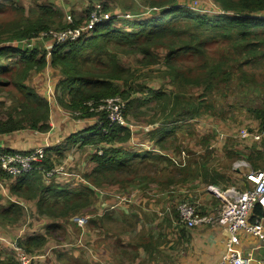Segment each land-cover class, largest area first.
I'll use <instances>...</instances> for the list:
<instances>
[{
  "label": "trees",
  "instance_id": "trees-1",
  "mask_svg": "<svg viewBox=\"0 0 264 264\" xmlns=\"http://www.w3.org/2000/svg\"><path fill=\"white\" fill-rule=\"evenodd\" d=\"M212 1L228 14L207 18L202 13L194 14L183 5H177L176 0L151 1L149 7L160 11L157 17L122 22L112 18L99 23L91 32L82 33L75 41L54 45L50 52L41 47L30 50L24 45L3 46V37L7 36L11 43L37 38L49 31L55 18L64 17L61 10L42 6L40 13L32 18L25 17L23 10L15 8L14 11L21 12V17L0 27V87L12 86L16 90L14 105L0 119V136L22 131L44 134L51 131L50 118L53 113L50 105L34 89L25 85L31 75L47 69H51L58 79L57 105L79 124L97 116L89 112V103L96 106L117 97L127 102L124 117L127 113L136 115L137 107L151 101L154 104L151 112L162 118L160 126H151V132L147 135L153 147L151 152L136 153L123 148L131 139V131L116 124L110 126L106 117L101 115L99 123L86 124L85 128L77 129L79 133L66 131L61 122L57 123V140L52 146L59 141L60 145L44 150L42 160L35 166L40 170L21 174L15 179L0 171V226L18 223L23 216L22 202L34 203L35 211L50 224L53 222L47 226L45 235L15 241L17 247L32 258L30 264H40L35 258L44 254L37 253L45 247L46 239L54 235L52 232L57 228V222H68L94 205L98 198L94 187L103 182L95 178L91 182L92 189H69L54 182L46 184L44 174L55 168L51 160L53 152L56 151L57 157L61 158V149L95 147L100 154L95 153L90 158L96 167L84 177L87 181L94 173L105 180L110 178L117 181V177L124 173L137 176L145 169L158 168H161V172L166 171L165 175L171 172L183 175L187 170V151L178 152L177 157L182 152L186 156L184 164L180 166L162 152L173 147L177 141L175 134L181 129L185 131L180 133L191 134L188 122L202 117L204 113L201 112L202 101L188 102L180 87H195L202 96L204 92L218 90L223 84L231 83L235 95L243 85L236 84L237 80L247 82L251 78H246L247 73L243 70L246 68L252 73L261 67L260 63H264V20L255 17L264 12V0ZM4 9L0 4V12ZM100 10L102 14L109 13L106 6L101 5ZM92 11V7L87 8L85 17L71 24L59 23V30L80 28ZM164 16L166 19L161 20ZM210 47L217 49L208 53ZM124 58H135L136 65L124 67ZM159 62L165 70L163 76L169 80L170 91L150 93L152 89L149 88L144 91L151 94L150 98L130 99L134 94L132 87L142 76L143 69H149ZM244 110L246 115L257 121L259 128L256 133L263 132L264 107L250 106ZM168 141L172 142L171 145L165 146ZM2 152L26 156L33 151ZM183 177L175 180L166 176L165 186L177 185L178 181H183ZM125 178L127 185L133 184V178ZM117 199L121 203L126 202L123 198ZM1 201L10 204L2 206ZM107 215L105 213L102 217ZM251 216L258 219L264 217V213L256 206ZM96 222L90 221V224ZM9 248L15 255L13 249ZM5 257L9 258L7 264H19L16 255L15 258L9 255Z\"/></svg>",
  "mask_w": 264,
  "mask_h": 264
},
{
  "label": "rangeland",
  "instance_id": "rangeland-1",
  "mask_svg": "<svg viewBox=\"0 0 264 264\" xmlns=\"http://www.w3.org/2000/svg\"><path fill=\"white\" fill-rule=\"evenodd\" d=\"M151 1L161 0H0V4L5 8L0 12V27L21 17V12L14 11L15 8L23 10L25 17L30 16L32 18L34 17V14L40 13V9L42 6L54 7L59 11L61 10L64 14V17L62 16L60 19L55 18V23L50 27L49 31L43 33L46 35V37L36 41L32 45V47H30V50L37 48L39 49V47H41L44 51L50 52L51 48L54 46L52 35H57L65 31L59 30L58 24H68L66 20L67 14L70 15L71 18L72 16L76 19L84 18L85 10L87 8H93V11L91 12L92 14L95 11L96 6L102 5L106 6L109 9L111 19L117 18L120 19L119 21L121 22L125 20H147L149 18L157 17L160 13L159 10H153L149 7V3ZM212 2V0H179L178 3V0H176L177 5H192L188 10L193 12L194 14H198L199 11H203L205 12L204 15L207 18L223 17L213 15V13L215 12V8L213 7ZM91 14L87 18L88 22L90 20ZM102 15L103 17L105 16V14ZM165 19L166 16H164L161 20ZM6 37L7 36L3 37V46H13L11 42H8V39ZM19 42L26 43V41L23 40ZM216 49L217 47H210L208 53H213V51ZM135 60V58H124L122 60V64L124 65V67L129 68L132 65H136ZM259 65L263 66L264 63H260ZM164 71L165 70L161 62H159L155 66L150 67L149 69H143L142 76L140 77V79L135 81V84L132 87L134 94L130 99L150 98L151 94L144 91V89H152L150 93H158L160 90L165 92L170 91L171 88L169 87V80L168 78L163 76ZM253 73L254 72L247 74L246 77L250 78ZM57 83L58 79L56 78L55 73L51 69H47L44 72L38 73L36 75H31V77L26 81L25 85L29 88L34 89L44 101H49L50 104L53 105V107H51V111L53 115L57 113L55 117L58 121L61 122V125L64 126L66 131H70L71 133L75 131L76 133H79L80 130L77 129L83 128L86 124L99 123L98 120L99 116L101 115H104L106 117L107 113L105 111H102L99 113H95L97 116L90 118L88 122H82L81 124L76 122L68 115L67 112L62 110L60 107L56 108L58 106L56 105V100L59 97V92H57ZM231 85V83H225L218 90L204 92V97H202L203 95H200V90L198 91L195 87H180L181 93L186 97V99L189 100L188 102L198 103L202 101L203 103L201 112H203L204 115L201 118H197L192 121V123L194 124L193 134L203 135L212 133L213 135H215V140H213V146L215 148L211 153L212 155H220V153H224V150H220V147L221 144L225 142L223 141L225 139L235 140L238 142V144H242L243 141L240 137V132L242 129H245V127H240L241 115H239L232 109L228 113V108H226L227 110L224 113L219 112V110H221L220 105L222 102L225 103L227 101L226 98L230 99L232 97H235V95L232 93L233 90L231 89ZM15 92L16 90L12 86L0 87V119L4 117L7 109L14 105V100L16 97ZM116 99H118L120 101V104L124 106V112L127 102H124L120 97H117ZM100 105H103L105 107L107 104H102L100 102L94 107H98ZM153 105L154 104H152L151 101L149 103H144L143 106L137 107L138 112L136 113V115H134V113H127L125 115L123 127L128 128L131 131V139L126 145L122 146L123 148L129 149L130 151H134L136 153L151 152V148L153 147L148 141L147 135L151 132V126H160L159 124L162 121V118L160 116L156 115L154 112H151V108ZM158 107L161 108L160 106ZM58 109H60V111ZM215 117H218L219 120H216ZM219 121L222 122L219 123ZM225 124L232 125V127H238V136L229 135L231 134L230 130L232 128L230 126L227 127ZM193 134L192 136L188 133L179 134L176 139L177 141L173 144V147H169L168 150H165L162 153L169 155L170 159L173 160L177 165L182 163L184 164V161H182L181 159V155L180 157H177L179 155L178 152L180 150H186V155L189 159L192 157L193 153L196 154L199 146L203 145L202 141H194V138H192ZM31 135L33 137H36L35 134ZM232 136L234 138H232ZM55 142H53V144ZM166 143L167 144H165V146H170L172 142L168 141ZM59 145L60 141L54 147L50 146L49 148H58ZM60 152L62 155L61 158L57 157V153L55 151L52 153L51 160L54 163L55 168L61 169L62 171L61 173L55 175V178H51L48 184L54 182L57 185L67 186L69 189L78 187L80 189H82L83 187L92 189L93 185L91 184V182L94 181L95 178L100 179L103 182L100 186L94 187L97 189L95 190L96 195L100 196L101 199L96 198L94 207L89 208L83 215L74 216L77 219H87V223L83 228H80L73 221V217L69 219L68 222H57L58 226L57 228H54V232H52V234L54 235L49 239V257L67 255L71 257L72 260H76L75 257L78 253L81 256V259L90 262V257L94 256L92 252L91 241L90 239H85V241L82 243L81 238H83V236L87 234V230L91 231V229H95L96 223L91 225L90 221L96 222V219H98L96 218V209L100 208V210H105V213L108 212L107 210H112L110 213H108V215H113L116 219H118V222L114 223V229H127L128 224L124 221V217H126V215L124 214L122 209H130L132 212L131 215L136 216L137 222L140 220L139 218H142V216H145L146 218L159 217L158 215L161 213L159 208L151 211L148 206H146L144 202L141 201V198L145 196L142 193L147 192L148 194L154 196L158 193L159 186H161V192L165 191L167 193H169L172 187H176L175 189H181V183L179 181L177 182V185H173L170 187L165 186L167 183L166 176L173 177L175 180H177L183 175H180L177 172L166 173L165 175L164 173L166 171L161 172V168L145 169L138 173L139 176H133L124 173V175L117 177V181H114L110 178H107L105 180L103 177H101V175L94 173V176L89 179L90 181H87L84 177L90 175L96 167V164L92 162L90 158L99 151H97L95 147H87L82 149L72 147L71 149H61ZM200 154L201 153H197L196 155ZM212 159L215 160V163L218 162L217 156ZM184 160H186V158ZM198 163L202 164V162H198L195 159L187 161V165H197ZM125 177L133 178L134 182L132 183L134 185H127ZM206 188L207 187H205V185L203 186V188H201V186H197L196 190L198 189L197 191H201L202 189L205 190ZM202 193L203 192H198L196 193V195L199 197V195H201ZM177 195L178 194H173V196ZM117 198H123L126 202L121 203ZM179 202L182 201L180 200ZM9 204V202L4 203L1 201L2 206H6ZM107 204L111 207H107ZM189 204L196 205L195 203ZM177 206L174 205L172 207L175 213H177ZM129 212L130 211H128V213ZM35 214L39 218L36 216H31V214L28 215L26 212V217H24V220L19 221L16 225L10 223L3 226L7 227V229H34V227L38 223H33V221L38 222L39 220H41L40 215L37 212ZM45 227L46 226H40L36 229H46ZM107 229L109 228L107 227ZM4 233L6 234V231ZM4 236L5 235L3 234L0 237L3 238ZM11 240L12 241L10 242L14 243L15 236ZM4 245V242H0V252H2L5 256L9 255L15 258L14 253L9 248L10 246ZM38 254H40V252L37 253V255Z\"/></svg>",
  "mask_w": 264,
  "mask_h": 264
},
{
  "label": "crops",
  "instance_id": "crops-1",
  "mask_svg": "<svg viewBox=\"0 0 264 264\" xmlns=\"http://www.w3.org/2000/svg\"><path fill=\"white\" fill-rule=\"evenodd\" d=\"M108 14L110 15V13ZM79 19L72 16V22ZM243 72L251 73L246 68ZM243 81V79L237 80L236 84L243 85L236 92L235 97L226 98L227 101L221 103L219 112L224 113L227 110L226 108H228V113L231 109L237 112L241 115L240 127H245L241 131L250 134L256 132L259 127L257 121L246 115L244 108L250 106L264 107V65L256 68L247 82ZM255 84L259 86H255ZM56 114L51 115V131L47 134L22 131L8 136H0V151L10 150L17 153H29L37 148H49L57 140V136H55L56 124L60 121L55 117ZM215 118L219 120L218 117ZM192 121L188 122L190 135L193 134L194 128ZM221 122L219 121V123ZM226 126L232 128L229 135L238 136V127ZM184 131V129L180 130V132ZM180 132L175 134L176 139L181 134ZM31 134H35L36 137ZM192 138L195 142L202 141L203 145H200L196 152V154H201L196 155L193 153L188 161L195 159L202 162V164H188L186 166L185 170H187L183 174L185 178L183 177L181 182V189L172 187L167 193L165 191L161 192V186H159L158 193L154 196L147 192L142 193L145 196L141 198V201L151 211L159 208L161 211L159 217L146 218L142 216L137 222L136 216L131 215L130 209H122L126 215L124 221L128 224V227L127 229H114V223L118 222V219L113 215L102 217L105 210L98 208L96 209L98 220L95 229L87 230V234L81 238L82 243L85 239L91 241L94 256L90 257V262L81 259L78 253L75 257L76 260H72L67 255L49 257L50 238L46 239L47 243L40 252L44 255L36 256V261L40 264H217L226 254L225 244L229 238L228 234L211 226H200L194 229L185 228L184 225L177 224L178 214L175 213L172 207L177 206L181 200L182 202H179V204L195 203L202 213L212 214L221 207L226 196L232 195L233 192L245 190L249 186L245 178L246 175L250 172L264 170V138L260 143L254 142L251 138L242 139V144H238L235 140L225 139L220 147V150H224V153H220V155L211 154L215 148L213 146L215 135L212 133L193 134ZM232 138L234 137L232 136ZM165 155L169 157V155ZM215 156L218 157L217 163L212 159ZM204 185L207 187L205 190H196L197 186L203 188ZM198 192L203 193L198 197L196 195ZM173 194L178 195L173 196ZM98 198L101 199L100 196ZM21 204L24 205L23 216L19 221L24 220L26 212L28 215L38 217L35 214L34 203L22 202ZM107 207L111 206L107 204ZM107 211L106 213H110L112 210ZM128 211L130 212L128 213ZM254 220L251 216L250 223H253ZM33 223H38L34 229H7V227L0 226V234L3 233L5 235L3 238L6 239L1 238L0 242H4V246H8L14 236L16 241L45 235L46 229L36 228L40 226H46L45 228H47L50 224L43 217L38 222L33 221ZM237 235L238 244L235 247L237 252L240 255L250 257L252 264H264V242L245 234L243 231H240ZM8 261L9 258L0 252V264H7Z\"/></svg>",
  "mask_w": 264,
  "mask_h": 264
},
{
  "label": "built area",
  "instance_id": "built-area-1",
  "mask_svg": "<svg viewBox=\"0 0 264 264\" xmlns=\"http://www.w3.org/2000/svg\"><path fill=\"white\" fill-rule=\"evenodd\" d=\"M212 5L215 8L213 15L224 16L228 14L219 9L218 6H216L213 2ZM191 6L192 5L190 4L184 5V7L187 9H189ZM200 13L204 15L205 12L199 11L198 14ZM255 17L259 20H264V12L256 15ZM110 19L111 17L109 14H105L103 17L100 11V6H96L95 11L90 16L89 22L87 20L80 28L67 29L57 35H52V41H54L53 44L59 45L62 43L75 41L82 35V33L91 32L96 25L101 22H107ZM66 20L68 23H72V18L68 14L66 15ZM45 37V34H41L37 38L23 40L26 41V43L14 41L12 42V47L24 45L30 49V47H32L36 41ZM47 103L50 105V108L53 107L49 101H47ZM101 103H105L107 105L105 107L103 105L94 107L89 103V112L99 113L105 111L107 113L106 119L109 121L110 126L114 124L123 126L124 106L120 104V101L116 98H113L105 100ZM58 107L59 106L56 108ZM68 115L71 116L70 114ZM240 137L242 139L251 138L254 142L260 143L262 138H264V131L261 133L253 132L250 134L246 131H241ZM44 150L45 148L42 147L37 148L26 156L21 154H8L0 152V171L8 175L11 179H15L21 174L29 173L33 170H40L39 167L35 166L42 160L44 156ZM185 158L186 156L182 152V161H185ZM182 166L183 165H181V167ZM61 171V169L54 168L46 172L44 174L45 183L48 184L50 179L53 176L61 173ZM245 178L249 186L242 192H233L232 195L226 196L221 207H219L212 214L201 213V211H199L198 205L196 206L189 203H180L176 209L178 214L177 224L184 225L185 228L194 229L200 226H211L213 228L221 229L228 234L229 238L225 244L226 254L218 261L217 264H252V259L250 257L240 255L235 248L238 244L237 234L240 231H243L245 234L264 242V217L255 219L253 223H250L251 213L254 211L256 206H259L260 210L264 213V170L250 172ZM73 221L80 228H83L87 223V219L85 218H74ZM1 238L2 237H0V240ZM9 246L15 252L16 260L19 264L31 263L32 258L27 256L22 249L18 248L15 242H9Z\"/></svg>",
  "mask_w": 264,
  "mask_h": 264
},
{
  "label": "bare ground",
  "instance_id": "bare-ground-1",
  "mask_svg": "<svg viewBox=\"0 0 264 264\" xmlns=\"http://www.w3.org/2000/svg\"><path fill=\"white\" fill-rule=\"evenodd\" d=\"M120 126V125H119Z\"/></svg>",
  "mask_w": 264,
  "mask_h": 264
}]
</instances>
